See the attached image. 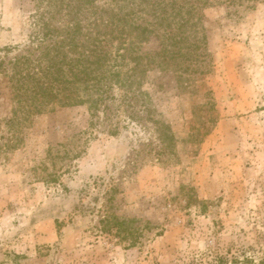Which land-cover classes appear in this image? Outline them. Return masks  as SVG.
<instances>
[{"label": "rangeland", "instance_id": "1", "mask_svg": "<svg viewBox=\"0 0 264 264\" xmlns=\"http://www.w3.org/2000/svg\"><path fill=\"white\" fill-rule=\"evenodd\" d=\"M37 3L0 0V49L28 42ZM202 13V72L143 85L167 142L125 105L109 123L58 108L14 137L0 77V264H264V0Z\"/></svg>", "mask_w": 264, "mask_h": 264}, {"label": "trees", "instance_id": "2", "mask_svg": "<svg viewBox=\"0 0 264 264\" xmlns=\"http://www.w3.org/2000/svg\"><path fill=\"white\" fill-rule=\"evenodd\" d=\"M242 4L248 0H218ZM213 0H38L32 33L22 46L0 49V77H8L12 136L34 115L58 108L88 106L93 120L109 123L120 116L156 123L162 142L171 135L155 119L153 99L143 85L157 67L183 75L202 72V11ZM157 42V48L145 45ZM141 104L143 109H137ZM94 121V122H95ZM118 122L109 130L118 134ZM106 219L105 230H127L137 220ZM135 235V234H134ZM136 242H133L134 244Z\"/></svg>", "mask_w": 264, "mask_h": 264}]
</instances>
